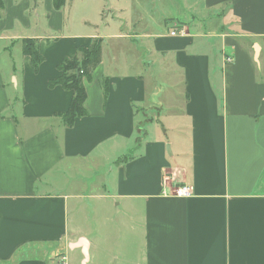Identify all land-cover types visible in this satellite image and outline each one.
I'll return each instance as SVG.
<instances>
[{"label": "crops", "instance_id": "obj_1", "mask_svg": "<svg viewBox=\"0 0 264 264\" xmlns=\"http://www.w3.org/2000/svg\"><path fill=\"white\" fill-rule=\"evenodd\" d=\"M3 2L0 264H264V0L169 1L158 18L142 0H71V18ZM95 39L86 116L66 127L73 92L48 83Z\"/></svg>", "mask_w": 264, "mask_h": 264}, {"label": "trees", "instance_id": "obj_2", "mask_svg": "<svg viewBox=\"0 0 264 264\" xmlns=\"http://www.w3.org/2000/svg\"><path fill=\"white\" fill-rule=\"evenodd\" d=\"M71 0H54L56 10L63 9L67 2ZM4 8L3 0H0V11ZM22 52L30 57L31 63L36 71L44 62V57L38 49V39H23ZM102 61V39H95L88 48H80L78 55L73 58H65L59 65L61 76L48 83L50 88L57 86L73 92V98L69 110L66 113L59 114L63 124L66 127H72L77 118L86 116L85 101L87 92L84 80H89L92 71ZM127 160V158H126Z\"/></svg>", "mask_w": 264, "mask_h": 264}, {"label": "rangeland", "instance_id": "obj_3", "mask_svg": "<svg viewBox=\"0 0 264 264\" xmlns=\"http://www.w3.org/2000/svg\"><path fill=\"white\" fill-rule=\"evenodd\" d=\"M169 1H172V2L174 1L175 2V0H142V2H141L142 6L140 8H141V11L144 12V14H146V11H148L149 6L150 7H155L156 9H154L155 12L153 10V15L156 18H158L159 15L164 11V10L161 9L162 8L161 6L163 5V3H167V2L169 3ZM70 3H69L68 6L65 7L66 11H68L67 12L68 18L76 16V14H73V12L69 13V11L71 10V7H72L71 6L72 4H70ZM177 4H178V2H177ZM77 15H79V13ZM4 59H5V57L3 55L0 56V64L4 62ZM86 173H87L86 169L83 170V171H80V172H74V174H77L78 176H86ZM81 185H83V184H81ZM84 189L85 188L82 187V186L79 187L78 190L75 192V194L82 195V193L85 191ZM83 195H86V194H83ZM84 260H85L84 255L82 253H79L78 258H77V264H81V262H82V264H84Z\"/></svg>", "mask_w": 264, "mask_h": 264}, {"label": "built area", "instance_id": "obj_4", "mask_svg": "<svg viewBox=\"0 0 264 264\" xmlns=\"http://www.w3.org/2000/svg\"><path fill=\"white\" fill-rule=\"evenodd\" d=\"M176 28L171 32L172 36H179V35H185L186 34L185 27H182L179 29L178 28L176 29ZM231 61H232V59L228 58V62H231ZM166 182H167V178H165V182H164L165 187L167 186ZM193 193H194V189L192 186L184 185V186L176 187L174 189V191L171 192L170 194L175 196V197L185 198V197H189V196L193 195Z\"/></svg>", "mask_w": 264, "mask_h": 264}, {"label": "water", "instance_id": "obj_5", "mask_svg": "<svg viewBox=\"0 0 264 264\" xmlns=\"http://www.w3.org/2000/svg\"><path fill=\"white\" fill-rule=\"evenodd\" d=\"M257 51H258V48H257ZM81 243H82V245H84V247H86V242L85 241H82ZM84 254H85V256H87L86 250H84Z\"/></svg>", "mask_w": 264, "mask_h": 264}]
</instances>
